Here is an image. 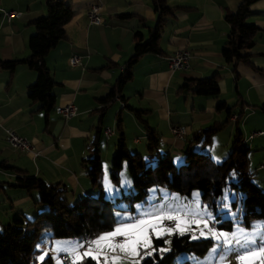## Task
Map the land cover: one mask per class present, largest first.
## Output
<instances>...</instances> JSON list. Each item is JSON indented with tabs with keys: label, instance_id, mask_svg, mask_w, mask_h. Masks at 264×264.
Wrapping results in <instances>:
<instances>
[{
	"label": "crops",
	"instance_id": "1",
	"mask_svg": "<svg viewBox=\"0 0 264 264\" xmlns=\"http://www.w3.org/2000/svg\"><path fill=\"white\" fill-rule=\"evenodd\" d=\"M64 1L71 4L73 17L65 25L66 38L50 49L45 63L55 83V107L74 103L78 113L70 119H63L54 110L46 114L39 102L31 101L28 98V87L36 81L37 74L27 65L19 64L13 72L0 69V161L5 160L7 165L48 183H61L66 192L90 193L93 185L82 168L83 160L91 154L87 142L90 143L94 138L97 127L102 130L101 141L105 135L104 118L116 103L118 107L113 114L116 118L120 112L125 141L128 140L125 119L134 120L135 131L132 132L130 142L136 147L142 144V138L146 139L147 133L127 106L145 110L148 124L160 136V144H169L172 148L168 146L169 150L181 154L185 147L183 143L191 140L194 133L228 118L225 111L216 110L218 102H226L228 106H234V109L228 124L205 144L209 147L208 155L216 161L226 158L237 129L243 136L248 134L247 139L243 137L246 145H249L248 138L252 140L261 136L252 137L251 134L263 131L260 130L259 121L264 120V117L257 113L261 112L257 107L264 103V0H256L251 5L246 19L248 24H254L260 29L251 49V61L262 72L239 63L236 76L232 65L227 64L222 56L229 33L225 15L236 11L242 0H166L169 7L178 8L168 18L161 34L160 47L163 53L141 56L133 66L132 79L104 112L99 100L110 93L124 65L134 54L135 32H142L146 40L149 28L158 22V13L154 10L152 0ZM94 4L101 8L100 25L89 22L88 11ZM5 11H18L21 15L8 22L4 17ZM46 13V0H0L1 60L22 59L30 54L28 41L35 33L33 23ZM120 15L128 16L122 18ZM179 50L191 53L190 66L186 70L171 71L168 59ZM75 55L81 57V64L72 67L70 58ZM216 72H219L220 86L217 97L197 96L180 90L187 80L207 78ZM131 98H134L135 106L129 104ZM189 99L191 106L187 107ZM122 103L126 106H122ZM241 104L244 105L243 117L236 121L242 113ZM124 111L126 114H123ZM172 126L187 127L189 134L184 140L176 139L171 133ZM6 129L34 143L39 155L14 150L5 140ZM222 132L226 134L224 142H220L224 155L217 158L212 150L221 141L219 134ZM116 147L113 146L114 154ZM253 149L264 151L261 146H254ZM167 155L171 158L170 151ZM262 166L261 169L264 168ZM17 175L14 169L0 168V179L9 177L11 180L0 182H13ZM8 202V199L3 202L4 206ZM30 209L23 208L18 214L24 215L27 212L34 215L43 211V208L37 210V207ZM11 217L13 215L8 217V221H11ZM108 233L95 236L83 252L82 242L74 246L73 241L77 240L69 239L70 249L64 256L69 260V255H80L81 261L85 258L83 254L88 253L94 260L98 257L105 260L108 257L109 264H115L110 257L120 258L119 253L131 261L137 258L133 262L141 261L143 256L149 255L140 246L136 254L126 251L129 247L121 249L119 245L130 239L128 234L124 236L128 237L124 242L117 241L122 236L100 241V237Z\"/></svg>",
	"mask_w": 264,
	"mask_h": 264
},
{
	"label": "trees",
	"instance_id": "2",
	"mask_svg": "<svg viewBox=\"0 0 264 264\" xmlns=\"http://www.w3.org/2000/svg\"><path fill=\"white\" fill-rule=\"evenodd\" d=\"M256 0H242L238 9L227 12L225 19L229 24L227 41L222 49V56L227 64H231L236 76L239 63L251 66L258 72L262 70L254 67L251 61V49L255 44V38L259 27L246 22L251 5ZM154 10L158 13V22L149 28L148 38L144 40L140 31L135 32L134 54L124 65L117 82L110 93L99 101L103 106V112L111 102L119 97L125 84L132 79L133 66L139 58L146 54L161 55L160 38L164 26L170 16L178 7H169L166 0H152ZM47 13L37 19L33 25L35 33L29 38L28 47L30 54L22 59L1 60L0 69L13 72L19 64H25L33 69L37 78L28 87V98L39 102L40 108L46 114L55 108V95L53 93L54 81L45 63V57L51 48L60 40L66 38L65 25L73 17L72 6L64 0H46ZM122 18L128 15H120ZM181 91L191 92L197 96L217 97L220 94L219 72L202 79H189L180 88ZM122 98V97H120ZM245 104V103H244ZM126 106V105H125ZM135 118L144 126L147 133L146 142L149 151L145 160L138 153H130L126 147V141L122 127L120 112L117 113L116 129L120 132L116 152L112 159V178L118 179L117 172L124 161L128 162L129 173L132 176L133 187L128 192H123L116 201L104 199L102 196L101 172L102 161L100 156L101 127H97L96 134L89 144L90 157L83 160L86 175L91 184L97 187V197L85 195L71 204L62 193L66 188L61 183H48L42 178L29 176L25 171L7 165L6 161H0V168L13 169L18 173L13 182H0V189L5 187L22 188L27 192L36 190L39 194L38 203L46 204L50 210L36 215L31 220L15 218L12 223L6 224L0 229V264H54L51 257L39 259L41 251L37 249L39 242L50 233L53 239H77L82 242L88 236H98L114 229L116 219L114 215L116 203L123 201L131 210L138 202H142L149 195L150 188L162 186L169 191L189 195L193 190L202 192V201L208 203L216 212L217 201L222 197L224 188L242 193L241 209L242 225L250 228L254 219L264 221V191L254 182L253 173L249 170L250 148L244 143L242 132L237 129L231 151L223 162H216L207 153L192 152L186 150L185 162L176 166L169 155L154 161V152L160 146V136L146 120V111L127 106ZM242 113L236 121L243 117L244 105L241 104ZM264 113V103L257 107ZM234 106H228L226 102H218L216 110L225 111L228 118L223 122H216L205 129L193 134L191 142L205 145L210 142L212 136L218 133L229 122ZM158 154V152H157ZM234 177V179H232ZM220 218V216H217ZM216 226L222 230H231L232 221L223 220ZM210 239L192 240L189 234H174L168 244L164 237L153 238L150 245L153 250L151 255L143 256L141 264H174L178 254L182 252L203 256L211 247ZM163 250V253L160 251ZM66 264H72L69 260ZM73 264H98L91 257ZM184 264H189L185 262Z\"/></svg>",
	"mask_w": 264,
	"mask_h": 264
},
{
	"label": "rangeland",
	"instance_id": "3",
	"mask_svg": "<svg viewBox=\"0 0 264 264\" xmlns=\"http://www.w3.org/2000/svg\"><path fill=\"white\" fill-rule=\"evenodd\" d=\"M133 100L134 98H131V101L129 102L131 106H135ZM190 103L189 99L187 107H189V105L191 106ZM116 107H118V103L108 111L104 118V128H111L113 134L109 139L103 135L99 145L102 161V172L100 177L102 196L104 199L112 201H116L118 197L124 194L123 192H128L133 187L132 176L129 173L127 161H124L121 169L118 170V179L114 180L112 178V159L114 156L112 150L113 146H116L119 140V133L116 129L117 120L113 114ZM257 113L264 117L263 113L261 114L259 111ZM123 114H126V112L124 111ZM125 120L128 131V140L126 139L127 150L131 153L138 152L145 160H147L149 152L146 139L142 138V144L138 147L132 145L130 138L133 136L132 132L135 131L134 120ZM259 124L260 130H263V134L253 138L255 140H250L248 138L249 145L247 144V146L251 148L249 153V170L253 173L254 182L264 191V168H260L261 164L264 165V151L262 150L260 152L256 151V149L252 150L254 146L255 148L256 146L264 147V120L259 121ZM229 127L230 126H228V128ZM249 134H251V132H249ZM219 135H221V141L219 140L214 147V150H212L213 154L218 156L217 158L224 155V151L222 153V150L220 149V142H224L226 138L225 132H222ZM247 136L248 134L243 137L247 139ZM88 144H90L89 141L87 142V145ZM183 145H185V147L182 150L183 154H181L175 150H169V144L166 146V144L161 143L157 151L158 154L157 152H154V161L167 155L168 151H170L172 162L176 166H179L185 162L186 150L188 147L192 152L205 154L209 152L208 146L205 145L202 147L198 142L190 143L189 140L188 142L183 143ZM170 149L172 148L170 147ZM224 159H217V161L214 160L221 163ZM82 168L86 174V168L84 166ZM5 178L6 179L0 180H10L9 177ZM232 179H234V177ZM92 189L93 190H91L90 193H80L79 191L76 193L65 192L62 193V197L66 198L71 204H73L85 195L97 197L99 195L98 188L93 186ZM201 196L202 192L196 189L189 195H186L169 191L162 186H153L150 188L149 195L146 199L142 202L136 203L133 210H131L129 205L123 201L116 203L114 215L117 223L114 226V229L110 231L114 232L116 228H122L127 224L138 223L140 220L146 222L147 244L144 242L139 243L135 246L134 251L129 247L126 251L130 252V254H136V252L139 253L140 249L138 246H140L145 254L148 253L151 255L153 250H151L149 244L155 237H164L167 244L164 249H168V244L174 234H189L192 240L210 239L213 241L210 249L203 256L199 257L193 253L182 252L177 255L174 264H184L185 262H189V264H264V253L259 251L264 247V221L262 219H254L250 228H246L242 225V193L226 186L222 197L217 201L218 206L216 212H214L208 203L202 201ZM0 199H2V204H0V229H2L4 225L12 223L15 218L31 220L34 216L50 210L48 205L38 203L39 194L36 190L27 192L22 188L5 187L0 191ZM7 199L9 202L4 206L3 202H6ZM32 207L34 209L37 207V210L43 208V211L40 210L38 213H34V215H29L27 212L24 215L18 214L23 208H31L30 210H34ZM11 215H13V217L10 218L11 221H8V217ZM217 216H220V218ZM225 219L232 221L231 230H222L213 226V223L218 224ZM170 220L175 221L173 226H162L164 221ZM118 236L124 237L126 235H116V237ZM69 239L72 238L53 239L51 238V234L48 233L44 240L37 245V249L41 251L39 259L41 260L46 257H51L54 260V264H66L65 261L68 259L64 260L63 256L67 255L66 252L70 249L69 243H71V240ZM77 241H73L74 246H79V240ZM252 253H255V255H252ZM119 254L120 258L110 257L115 264H141L140 260L133 262L137 258L131 261V259L129 260L128 258L124 259L122 253ZM83 255L85 258L89 257L86 253ZM241 256L247 257V259L241 260ZM69 257V262L72 264L77 262L75 260H78L79 262L81 259L80 255L76 254L69 255ZM96 261L98 264H109L110 262L108 257H106L105 260L98 257Z\"/></svg>",
	"mask_w": 264,
	"mask_h": 264
},
{
	"label": "built area",
	"instance_id": "4",
	"mask_svg": "<svg viewBox=\"0 0 264 264\" xmlns=\"http://www.w3.org/2000/svg\"><path fill=\"white\" fill-rule=\"evenodd\" d=\"M100 6L99 5H92L88 11V18L90 24L93 25H100L102 23V18L100 15ZM21 15V12L18 11H5L4 17L5 19L10 22L12 18L19 17ZM190 59H191V53L187 50H179L175 54L169 57V67L171 71L176 70H186L190 66ZM81 64V57L80 56H73L70 58V65L72 67H77ZM122 106H125L122 103ZM54 111L57 115L62 117L63 119H70L77 115L78 113V107L74 103H68L66 105L57 106L54 108ZM171 133L172 135L179 140H184L185 137L189 134L188 128L184 126H172L171 127ZM104 134L106 138H109L113 131L110 128H107L104 130ZM262 132H256L253 133L251 136L256 135H262ZM5 140L6 142L14 149L19 152H27L31 153L34 156H38L39 153L36 150V147L34 143H32L30 140H28L25 137H22L18 135L16 132L10 129L5 130ZM264 167V165L262 166ZM175 224V221H164L162 223L163 227H171ZM213 226H216L215 223H213ZM95 236H88L82 241V248L81 251H86L88 249L89 244L92 242ZM128 239V237H119L117 238L118 242H124ZM160 253H163V250L160 251ZM63 259L66 260L67 258L63 256Z\"/></svg>",
	"mask_w": 264,
	"mask_h": 264
},
{
	"label": "snow or ice",
	"instance_id": "5",
	"mask_svg": "<svg viewBox=\"0 0 264 264\" xmlns=\"http://www.w3.org/2000/svg\"><path fill=\"white\" fill-rule=\"evenodd\" d=\"M130 235V239L122 245H119L121 249L126 247H131L133 251L135 246L141 242L147 244V227L144 220H140L138 223L127 224L122 228H116L114 232H109L107 236H101L100 241L109 240L116 235ZM227 242V241H226ZM99 243V241L97 242ZM261 253H264V247L259 250ZM88 253H86L87 255ZM255 255V253H252ZM241 260L247 259V257L241 256Z\"/></svg>",
	"mask_w": 264,
	"mask_h": 264
}]
</instances>
